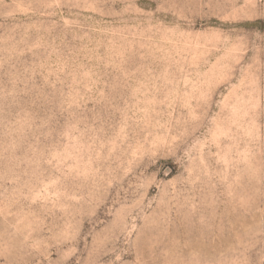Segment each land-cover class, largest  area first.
Segmentation results:
<instances>
[{"label":"rangeland","instance_id":"374dc122","mask_svg":"<svg viewBox=\"0 0 264 264\" xmlns=\"http://www.w3.org/2000/svg\"><path fill=\"white\" fill-rule=\"evenodd\" d=\"M0 264H264V0H0Z\"/></svg>","mask_w":264,"mask_h":264}]
</instances>
